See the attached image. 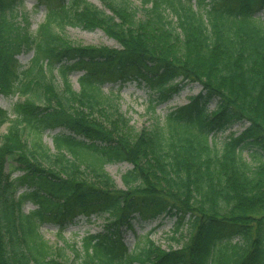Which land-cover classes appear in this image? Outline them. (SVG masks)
<instances>
[{
  "label": "trees",
  "instance_id": "trees-1",
  "mask_svg": "<svg viewBox=\"0 0 264 264\" xmlns=\"http://www.w3.org/2000/svg\"><path fill=\"white\" fill-rule=\"evenodd\" d=\"M100 1L109 12L54 0L31 33L26 16L24 25L16 19L21 0H0V96L24 97L14 118L0 108V127L8 124L0 135V264H72L39 223L79 214L106 219L80 249L70 244L80 264H264V21L256 16L264 0H140L141 16L129 0ZM66 25L100 28L119 48L75 43L62 33ZM22 49L33 56L21 69ZM73 70L82 71L78 91L68 81ZM127 76L161 100L179 81L203 94L163 125L132 132L101 88ZM210 98L217 106L208 113ZM234 120L247 125L216 147L211 133ZM56 127L65 131L53 136L51 153L41 132ZM248 145L261 151L254 163L241 155ZM114 161L131 165L124 189L104 169ZM16 168L23 173L14 180ZM17 185L29 190L16 197ZM28 200L37 208L22 213ZM161 213L175 217L169 240L178 247L161 249L146 236L129 250L121 229L136 215Z\"/></svg>",
  "mask_w": 264,
  "mask_h": 264
},
{
  "label": "rangeland",
  "instance_id": "rangeland-1",
  "mask_svg": "<svg viewBox=\"0 0 264 264\" xmlns=\"http://www.w3.org/2000/svg\"><path fill=\"white\" fill-rule=\"evenodd\" d=\"M59 2L67 0H58ZM100 9L109 12L100 0H87ZM133 8H137L138 15L143 14V7L140 0H129ZM58 2V3H59ZM193 7H196V0L192 1ZM54 0H21L17 4V21L20 25H24V16L27 17L28 31L35 32L38 26L44 21L48 10L54 6ZM264 21V10L256 13ZM174 19V18H172ZM62 33L71 41L82 45L108 46L111 48H119L118 42L111 36L105 34L100 28L87 29L78 25H66L62 29ZM33 56V50L22 49L15 58L21 69L27 67ZM82 71L73 70L68 75V81L73 90H79L78 78ZM54 83L58 87H62L61 78L56 70L53 71ZM177 78L176 81H179ZM102 91L105 95H113L116 102L118 113H120L127 121L130 129L135 132L142 129H151L156 125H163L166 115L189 103L192 98L203 94L201 86L197 83L188 81H179L176 90L166 96L165 99L159 98V93L151 89L146 81L127 76L117 80H105L102 83ZM24 97L19 94L1 95L0 108L6 110L10 118L16 116L14 107L16 103L22 102ZM153 106V109L151 107ZM217 106V99L210 98L205 103L206 112L210 113ZM7 123L0 127V135L6 131ZM247 123L244 121L234 120L218 132L211 133L210 141L215 143L216 147H221L222 143L231 134H239ZM61 131H65L61 127L46 128L41 132V142L49 150L54 153L53 136ZM26 136L30 133L26 131ZM260 149L253 146H245L241 150L242 157L251 163L255 162L254 153H260ZM131 168L126 161H114L104 164L105 171L111 176L117 188L124 189L122 175ZM23 170L16 168L11 177L16 179L22 175ZM29 187L26 185H17L15 196L26 192ZM37 208L36 204L31 200L25 201L20 210L22 213H30ZM105 215H76L68 218L61 223L52 219H46L39 223V233L54 249H61L63 258L68 259L72 264H80V259L75 256L70 244L75 243L80 249V241L83 236L90 233H99L105 230ZM175 217L164 213L156 217L141 219L138 215L132 220L131 228H122L121 237L129 250H132L137 243L143 241L147 236L154 244L161 249L168 250L178 247L175 242H171L169 237L172 235L175 227ZM181 232L185 233L186 228L183 226Z\"/></svg>",
  "mask_w": 264,
  "mask_h": 264
}]
</instances>
